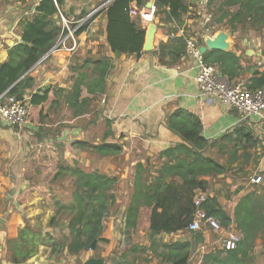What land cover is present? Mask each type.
<instances>
[{
  "label": "crops",
  "instance_id": "crops-1",
  "mask_svg": "<svg viewBox=\"0 0 264 264\" xmlns=\"http://www.w3.org/2000/svg\"><path fill=\"white\" fill-rule=\"evenodd\" d=\"M40 1L0 0V63L8 59V49L22 41L24 24L36 14ZM98 6L97 0H63L61 10L69 18H81ZM196 7L197 5L191 7V11L184 17V23L177 35L182 34L185 38L189 35L193 36L201 46L205 44L206 35L212 36L221 30L231 31L232 34L227 40L228 49L208 48L205 52L208 54L207 62L215 65L231 81L241 82L247 87L251 79L264 70V28L256 30L247 26L245 32L241 27L233 31L229 27H217L218 23L214 22L213 25L211 23V30L207 32L205 18L192 15ZM107 22L106 13L98 12L90 21L87 30L78 35L80 44L76 52H51L49 57L42 58L30 70L35 82L28 92L44 90L50 86L56 87L59 92L64 90V95L59 98L60 103L74 85L78 73L74 68L78 64L86 60L110 58L112 68L106 77L104 92L94 95L89 93L86 87L82 89L80 100L89 99L91 105L96 108L94 116L88 120V123H84L80 120L85 116L84 113L70 112V118L65 117L63 113L62 117L55 119L56 123H49L50 128L56 126V131L53 133L50 129L46 130L43 124L34 127L33 130L44 129L45 139L54 136L56 138L54 141L65 146L64 158L69 163L74 161L69 159V154L73 156V151L66 150L69 148L68 144L72 148H79L75 142L79 140L90 142V138L96 133L105 138L107 130H111L112 133L108 135L106 141L118 142L122 145L120 152L124 167L118 169H123L125 175L118 177V183L122 181L123 185L132 191L134 169L138 162L145 163L149 159L150 165L157 166L164 159L159 158L162 151L183 142L182 137L168 126V118L177 111L190 112L200 118L203 125L202 134L209 143L204 153L220 163H226L227 159L221 153L233 148L232 143L225 141V136L233 134L237 128L244 126L255 139H258L257 145L253 146L252 141L241 144L237 152L240 158L232 164L230 171L203 175L200 178L208 182V195L216 197L223 209L232 217L242 196L254 189L264 194V182L253 185L252 178L248 177L249 168L250 170L255 168L257 171L255 176L258 172L264 173V115L245 119L236 108L225 106L216 98L201 96L197 82L199 67L187 52L176 60L167 55L164 57V62L161 61L159 47L171 38L170 28H174L173 24L161 23L160 18L157 17L154 49L150 51L143 49L142 54L137 56L116 55L111 50L107 41ZM143 26L147 28L149 25L143 24ZM213 50L231 52L235 55V61L227 58L225 64L224 60L222 62L219 59L222 58V54ZM227 64L233 69V75L225 73ZM102 99H105V102H102ZM53 116L54 113L47 119L53 120L51 119ZM95 123L101 124L100 129L103 130L101 133L92 131ZM15 128L0 116V264H14L7 256V240L19 235L20 229L26 224L25 219H29L34 225L39 220L45 231L52 232L44 224L49 223L54 215V210L46 204L45 197L39 193H30L26 201H21L24 191L32 181L25 176L26 157L30 145L27 143L28 135L26 133L22 135L20 130ZM85 153L90 154L87 158V167L94 165L103 172L108 173L113 170L115 173L116 167L105 163L108 155L102 157L92 149ZM245 154H250L247 163H243L247 160ZM128 170H131L129 178ZM131 191L123 195L122 204L114 213L116 217L105 221L102 237L107 241L101 242L97 250L77 254L79 257L84 256L81 258L82 264H99L100 261L101 264H110L113 257H118L115 253L129 251L135 244L139 247L136 253H131V257L137 255L138 264H170L163 256L167 252L166 245L178 243L190 244L192 252L189 264H222L221 260L228 253L222 250L218 239L211 240V236L217 234L212 230H202V239L197 240L198 243L193 237L194 230L188 228L176 233H162L156 237V243L152 244L149 235L151 209L147 207L141 209L137 226L127 227L123 221ZM120 215H123L121 219ZM121 227L122 231H126L125 235H121L119 230ZM230 228L243 234L236 227L234 219ZM127 231L130 233L127 234ZM128 236H132V244L125 245L123 239ZM259 239L262 237H258L251 246L253 251L258 246ZM262 249H264L263 243ZM51 251V246L41 245L32 258L20 264H62L61 260L56 258V252L52 254ZM211 253L213 254L210 255ZM252 253L249 252V259L253 256Z\"/></svg>",
  "mask_w": 264,
  "mask_h": 264
},
{
  "label": "trees",
  "instance_id": "trees-1",
  "mask_svg": "<svg viewBox=\"0 0 264 264\" xmlns=\"http://www.w3.org/2000/svg\"><path fill=\"white\" fill-rule=\"evenodd\" d=\"M97 1L100 6L108 0ZM148 1L112 0L98 11H104L107 15V41L116 55L142 54L147 28L143 26L140 18L131 16L130 8L133 5L141 8ZM216 3L219 7L217 10L223 11L219 21L229 17L226 20L227 26L233 31L239 26L245 28L251 26L256 30L264 28V0H209L208 5ZM62 4L63 0H57V3L55 0H41L37 5L36 14L24 24L22 41L10 47L8 59L0 63V95L7 92L8 95L24 98L28 94L27 123L33 125H42L43 121L51 116L52 109L59 104V98L64 95V90L59 92L53 86L28 92L35 82L30 70L53 49L62 32L57 16ZM156 5L158 7L156 16L160 18V22L174 25V28H170L171 38L168 42L160 44V59L164 62V57L170 55L176 60L187 52L185 36L177 33L184 23V17L197 3L191 0H156ZM98 12L77 29V35L87 30L90 21ZM213 51L222 54L223 59L221 57L219 59L224 60L225 64L227 58L235 61V55L231 52ZM204 56L208 61V54L204 53ZM111 68L112 61L108 57L86 60L78 64L74 68L78 70L74 85L70 91L68 90L69 94L65 95V105L75 108L76 113L86 111L85 108L89 107L91 102L89 99L80 100L83 87L94 95L104 92L106 77ZM225 73L230 75L234 73L228 64ZM247 87L251 90L264 87V70L254 76ZM168 126L182 137L183 142L162 151L159 158L164 159L157 166L150 165L149 159L145 163L136 164L125 225L135 228L141 209L150 208L149 235L152 244H155L156 237L162 233H176L190 227L197 210L194 199L198 191H202L207 194V199L201 208L208 215L219 219L225 229H230L234 219L236 227L244 234L238 248L227 251L228 255L221 263L246 264L249 252L253 249L251 246L258 237L264 236V194L254 189L242 196L235 207L233 218L223 209L216 197L208 195V182L200 177L230 171L232 164L240 158L237 154L239 146L251 141L252 145L256 146L258 139H255L246 127L240 126L233 134L225 136V141L232 143L233 148L221 153L227 159L226 163H220L204 153L209 143L202 134L203 125L199 117L190 112L177 111L168 118ZM43 132L44 129L35 131L39 142L37 150L40 152L47 144L46 151L51 153L50 156L55 155L54 157L59 159L55 165L56 170L45 182L28 177L32 181L24 191L21 201H26L27 195L37 190L56 212L51 217L49 225H54L59 215H65L68 233H64V238H57L54 233L45 231L41 225H34L29 219H25L26 224L20 229L19 235L7 240V256L14 264L32 258L41 245L51 246L53 252L66 249L74 255L97 250L101 242L107 241L102 237L105 218L116 203L118 185L116 175L103 172L94 165L83 168L78 161L67 162L62 144L53 141L49 145L46 141L42 145L45 139ZM111 133V130H107L104 140L98 144L79 140L75 145L89 151L92 149L102 157L117 154L122 150V145L106 141ZM248 155L250 154L244 155L247 160L243 163L249 160ZM31 166L27 163L26 169ZM242 169L245 170L244 167ZM37 172H40V169H37ZM67 177L71 192L69 196L59 194L55 187L58 180ZM192 232L195 240L202 239L201 231ZM138 247L139 245L135 244L129 251L115 253L118 257H113L110 264H138V256L131 257V253H136ZM166 247L167 252L163 256L170 264H189L191 257L189 243L171 244Z\"/></svg>",
  "mask_w": 264,
  "mask_h": 264
},
{
  "label": "built area",
  "instance_id": "built-area-1",
  "mask_svg": "<svg viewBox=\"0 0 264 264\" xmlns=\"http://www.w3.org/2000/svg\"><path fill=\"white\" fill-rule=\"evenodd\" d=\"M111 1L108 0L105 4L95 8L87 16L81 18H69L59 9L58 16L62 32L56 45L49 53L57 51L76 52L80 44L78 35L76 34L77 29ZM151 1L153 3L150 7H147V5L141 8L136 5L131 6V16L140 18L144 25L155 22L158 7L156 0ZM55 2L57 3V0ZM201 2L207 6L209 0H201ZM204 18L206 30L209 32L211 30V19L207 15ZM185 39L187 53L196 61L199 67L197 82L201 96L216 98L225 106L236 108L245 119L251 116L264 115V87L251 90L241 82L231 81L228 77L222 75L215 65L205 60L198 40L195 37L189 35ZM101 101L105 102V99ZM28 102L29 97L27 96L19 98L16 95H8L5 92L0 95V116L10 126L23 128L27 124ZM251 182L260 185L264 182V177L261 174H257ZM206 199L207 194L198 191L194 199L197 210L189 228L194 231L212 230L220 235L218 240L221 243L222 250L231 251L237 249L239 243L243 240V234L235 229H225L219 219L208 215L201 208L202 203Z\"/></svg>",
  "mask_w": 264,
  "mask_h": 264
},
{
  "label": "rangeland",
  "instance_id": "rangeland-1",
  "mask_svg": "<svg viewBox=\"0 0 264 264\" xmlns=\"http://www.w3.org/2000/svg\"><path fill=\"white\" fill-rule=\"evenodd\" d=\"M218 4H213L212 6H205L202 4L201 0L197 3V7L193 9L192 11V15L194 17H205L206 15L210 17L211 19V23L213 25V23H218V26L217 27H228L227 26V22L226 20L229 18V17H226L225 19H223V21H219V19H221V16L223 14V11H218ZM231 10H234V8H231ZM239 27H242V26H239ZM238 27V28H239ZM247 27V26H246ZM148 28V26H147ZM237 28V29H238ZM242 31L245 32L247 28L245 27H242ZM245 29V30H244ZM263 30V29H262ZM65 97L63 98V101L60 102L58 105H56L53 109H52V113H54V116L53 120H48V119H45L43 121V127L48 130L50 129L51 132L53 133L54 131H56V126L55 127H49V123L50 124H54L56 123L55 119H58L59 116H63V113L65 115V117L67 118H70V112L71 113H75V108H71V107H68L67 105H63L64 103L66 104L65 102ZM86 111H83L82 113L85 114L84 117H82L80 120H82L84 123H88V120H90V118H92L94 116V112L96 110L95 106L94 105H91L89 107H86L85 108ZM66 111V112H64ZM95 118V117H94ZM94 120V119H92ZM102 125H103V122H102ZM41 125H33V124H30V123H27L23 128H15L17 130H20L21 134L23 135L24 133H26L28 135V138H27V143L28 145H30V150L28 151V156L26 157V165L27 163H30L32 166L27 168L26 169V172H25V176L26 177H31V178H34L33 180H38L40 179L42 182H45V181H48L49 178L52 176L53 172L56 170V167L55 165H57L58 163V160L56 157L54 156H50V154L46 151L47 149V144L44 145V147L42 148V150L39 152L37 149L36 146H38V141H37V137L35 135V130H33V128L35 127H40ZM94 129L92 131H99L100 133L103 131L101 130V124L99 123H95V125L93 126ZM93 133V132H92ZM86 134V132H85ZM53 135V134H52ZM80 135V134H78ZM47 136V135H46ZM45 137V135H43V138ZM51 138H46L43 140V143H46V141L48 142L49 145H51L53 143L54 140H56V138H54V136H50ZM73 138H77V137H73ZM104 140V138L100 137V134H95L94 137L90 138V143L91 144H95V143H100ZM33 144V145H31ZM69 148L66 150L67 151H73L72 155L71 156L69 154V159H73V161H78V163L83 167V168H86V164H87V158L90 156V154H86L85 152H87L88 150L87 149H83V148H75V147H71V145H69ZM65 147V146H64ZM65 150V149H64ZM121 152L117 153V154H111V155H108V157L106 158V162L107 164H109L110 166H113V167H116L115 168V173L113 172V170H110V172H108L109 174L111 173V175H117V177L121 178L122 175H125L123 169H118V167H121L123 168L124 167V163H123V160L121 158ZM49 155V156H48ZM99 161V160H98ZM56 164H55V163ZM69 162V161H67ZM51 163V164H50ZM96 164H98V162H96ZM47 166V167H46ZM249 167V166H248ZM252 167V165L250 166ZM37 169H40V172H37ZM125 169V168H124ZM44 171L43 173L41 172ZM250 172V176L248 177H251L252 179L254 178V174L257 172L255 170V168H252V170H248V173ZM258 174H261L263 175L264 177V173H259ZM131 175V170H128V178L129 176ZM257 175V174H256ZM123 180V179H122ZM124 181V180H123ZM62 183L64 184V186H62ZM68 183H69V178H64L63 180H58L57 184H55V187L56 189L58 190L59 194H64L65 196H69L70 195V189H69V186H68ZM131 190L126 187L125 185H123L122 181L120 182V184L118 183L117 187H116V203L115 205L113 206L110 214L105 218V221L107 222V220L109 218H115L116 217V214H114L116 212V210L118 209V206H121V202H122V198H123V195L127 194V192L129 193ZM39 193L37 190L36 191H32V193ZM40 194V193H39ZM46 201V200H45ZM46 204L47 205H50L47 201H46ZM51 207V205H50ZM52 208V207H51ZM121 208V207H120ZM56 214V212L54 211V215ZM123 215H120V219ZM125 219V217H124ZM66 216L65 215H59L56 222L54 223V225L50 226L49 223H45L44 226L45 227H48L51 229V231L57 236V238L61 237V238H64V233H68V229L66 227ZM38 226H42L43 227V224L41 223V221H37L36 222ZM123 223H126L125 221H123ZM44 228V227H43ZM45 229V228H44ZM122 227L119 228V230H121V235H125L126 234V231H122ZM130 233V231H127V234ZM220 238V235L216 234V236H211V240H217ZM125 245H129V244H132L131 240H132V236H128L126 237L125 239ZM259 244L258 246L256 247V249H254V251L252 250V257L250 259H248L246 261V264H264V249H262V243L264 244V236H262V239H259ZM195 242L198 243L197 240H195ZM192 252V251H191ZM52 254H54L53 251H51ZM195 253L197 254V250H195ZM56 258L60 261L61 260V263L62 264H82V259L81 258H84L83 257H79V255H74V254H71L68 250H58L56 251ZM195 260H193L194 262ZM192 263V262H191Z\"/></svg>",
  "mask_w": 264,
  "mask_h": 264
},
{
  "label": "water",
  "instance_id": "water-1",
  "mask_svg": "<svg viewBox=\"0 0 264 264\" xmlns=\"http://www.w3.org/2000/svg\"><path fill=\"white\" fill-rule=\"evenodd\" d=\"M193 3H197L200 0H191ZM153 2L150 0L147 2V7H150ZM148 28L146 30V38L143 49L145 51H150L154 49V40L155 34L157 30V24L155 22H151L148 24ZM232 34L231 31L221 30L215 35H206L205 36V44L200 46L201 52L204 54L208 48L210 49H219V50H227L229 47L228 37ZM50 53H48L45 57H47ZM43 57V58H45ZM101 264V261L99 262Z\"/></svg>",
  "mask_w": 264,
  "mask_h": 264
}]
</instances>
